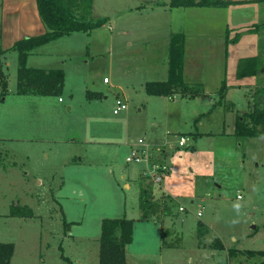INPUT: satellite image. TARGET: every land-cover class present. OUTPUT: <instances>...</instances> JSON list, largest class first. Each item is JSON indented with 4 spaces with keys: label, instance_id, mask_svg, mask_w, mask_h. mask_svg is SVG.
<instances>
[{
    "label": "rangeland",
    "instance_id": "rangeland-1",
    "mask_svg": "<svg viewBox=\"0 0 264 264\" xmlns=\"http://www.w3.org/2000/svg\"><path fill=\"white\" fill-rule=\"evenodd\" d=\"M163 1L93 0L90 17H106L111 24L90 33L61 36L33 50L29 63L62 68L65 85L59 95H35L43 97L45 105L36 101L26 105L30 114L20 128L34 127L31 139L0 142L20 152L0 154V241L14 244L10 264H68L61 254L70 264H98L101 220L123 216L135 223L133 241L126 246L130 264H257L260 259L240 254L228 258L227 250H264V136H234L233 116H225L231 103L220 104L216 92L225 79L228 89L233 88L228 91L232 111L243 112L247 110L243 92L252 102L254 90L264 88V26L257 33L245 30L254 22H264L260 6L264 1L238 3L230 12L177 15L156 6ZM207 29L209 35L200 37L201 30ZM171 31L186 37L187 62H192L200 47L197 73L188 77L205 78V91L215 100L211 104L210 96L167 98L145 91L146 81L166 79ZM237 32L242 33L240 40L222 49L220 40L227 33L231 39ZM0 35L3 40V28ZM8 51L10 66L2 69H8L4 72L9 83L0 98L5 102L0 117L2 122L10 118V131L15 120L7 108L13 95L9 88L16 85L18 56L15 50ZM249 56L260 58L259 74L239 79L238 61ZM219 71L221 81L217 82ZM104 77L109 83L103 82ZM237 84H246V89L239 90ZM87 92L94 96L88 97ZM117 97L127 109L116 115ZM224 128L231 135L221 134ZM188 131L211 133L192 138ZM180 134L189 136L187 145L177 146ZM137 138L159 147L158 155L164 157L167 171L170 168L161 183L141 172L131 179L137 166L126 163L125 157ZM73 157L81 158L80 167L57 190L64 162ZM38 176L45 184L37 183ZM125 182L130 189L123 187ZM149 185L153 200L159 202L150 214L156 224L140 219V189ZM57 193L60 202L53 200ZM164 202L170 210L166 216L160 209ZM25 204L32 207L33 216L10 213ZM64 219L72 222L71 237L64 236ZM200 221L207 226L203 237L197 236ZM161 227L165 232L161 233ZM217 237L225 249H211Z\"/></svg>",
    "mask_w": 264,
    "mask_h": 264
},
{
    "label": "trees",
    "instance_id": "trees-1",
    "mask_svg": "<svg viewBox=\"0 0 264 264\" xmlns=\"http://www.w3.org/2000/svg\"><path fill=\"white\" fill-rule=\"evenodd\" d=\"M264 1V0H259ZM246 2V1H245ZM38 13L46 30L43 33L28 36L17 40L11 49L17 52L18 63L16 71V92L18 94L59 95L64 87L65 72L62 68L30 67L27 58L33 50L47 42L58 39L61 36L74 32L90 33L92 30L103 26L108 20L106 17L92 19L90 17L93 0H36ZM233 3H241L229 0H169L170 7L191 6H227ZM263 23H254L246 29V33H257ZM242 33L229 41L236 42ZM168 48V76L165 80L146 81L144 88L150 95L173 97L179 94L186 97H195L204 94L201 83H187L183 78L184 69V42L185 36L181 32H172L169 35ZM260 58L258 56L242 57L239 59L236 69L238 78L254 76L260 70ZM9 75L0 66V98L8 91ZM263 87V86H259ZM228 87L224 80L218 90L220 99H223ZM255 98L249 102V108L244 113L236 116L233 135L236 137H260L264 136V88L254 90ZM88 97L94 96L87 92ZM215 106V103L212 105ZM141 220L150 218L157 208L156 200H153V188L149 185L140 189ZM159 203V202H158ZM163 215H169V207L166 202L160 206ZM19 210L12 209L11 214L23 213L26 217L33 216L32 209L18 206ZM72 222L65 219L63 225L70 228ZM134 220L123 217H105L101 220V233L99 237L98 264H126V246L133 241ZM206 224L202 221L197 225V236L203 237L207 233ZM211 249H224L222 241L217 237L211 244ZM14 253L12 242L0 241V264H10ZM228 258L238 254L247 258H260L257 264H264V250L236 249L227 250ZM61 257L70 264V260L61 254ZM148 264V263H142Z\"/></svg>",
    "mask_w": 264,
    "mask_h": 264
},
{
    "label": "crops",
    "instance_id": "crops-1",
    "mask_svg": "<svg viewBox=\"0 0 264 264\" xmlns=\"http://www.w3.org/2000/svg\"><path fill=\"white\" fill-rule=\"evenodd\" d=\"M168 2H169V0L163 1L161 3H156V6H159V7L161 6V7L165 8V10L169 9L170 15H174V13H175V15H177L178 12H182V13H186V14H194V13H200V12H203V11H210L211 12V11L228 10L230 8L231 9H235V7H233V5L238 4V3H233V4H229L227 6H219V5H217V6H191V7H182V6H180V7H170L168 5ZM241 3H245V2H241ZM260 6H261V9L264 7L262 5H260ZM181 9H183V11ZM184 9H186V10H184ZM254 9L255 10L256 9L259 10V6L257 8H254ZM232 12H234V11H231V13ZM109 21H107V22L109 24H111ZM254 23H252V24H254ZM183 25H184V23H183ZM2 28H3V31H4V37H3V40H2V35H0V39H1V42H2L1 46L3 47V48H1V46H0V54H1V57L3 59H0V66L1 67L5 66L6 68H8L10 66L9 61L6 60L7 56L9 55V51L8 50H11L13 44L17 40H20V39L28 37V36H33V35H36V34L43 33L46 30L45 27H44V23L42 22V20L40 18V15L38 13L36 0H1V2H0V30ZM228 30L229 31L231 30V28H229V26H227V28H226V31H228ZM172 32L173 31H171L170 33H172ZM209 33L210 32L208 31V29L206 30V32L204 30H201V35H199V36L203 37L205 35H209ZM237 33H239V32H237ZM228 35H229V33H227V36L223 40H220V42H222V44L224 43V45L221 46L222 49H225L226 45L228 46L229 44H235V43H237L240 40V38H239L236 42H231V41H229L230 37H228ZM168 48H169V40H168ZM199 48L200 47L197 48V53H198L197 56H194V59H192L193 63L190 62L189 59H188V62H187L188 47H187L186 37H185L183 78H184V80L187 83L201 80V82H198V83H201L202 84V88H204V90H203L204 94L199 95V96H195V97H190V98H201V97H205V96L206 97L210 96L205 91L206 82H205V78L203 76H200L199 77L200 79H198V80H195L193 78H189L190 76H195V73H197L196 69H198V64L196 63L197 62L196 58L199 55V52H198ZM168 53H169V51H167V59H168ZM31 54L27 58V65L30 66V67H34V66H32L31 63H29V59L31 57ZM2 61H5V62H2ZM34 64H36V63H34ZM166 64H167L166 65V78H167V76H168V63H166ZM36 66H38V65H36ZM41 66H44V65H41ZM42 68H51V67L44 66ZM4 70H5V68H4ZM7 70H5V71H7ZM161 72H162V70H161ZM188 75H189V77H188ZM257 75H254V76H257ZM217 77H218L217 78V82H220L221 81V71L218 72ZM245 77H253V76H245ZM245 77H242V78H245ZM242 78H239V79H242ZM190 79H192V80H190ZM223 80H225V79H223ZM8 83H9V79H8ZM216 85H217V83H216ZM237 87H238L239 90L243 91V89H246V84H237ZM11 89H13V95L11 96V98H10V100L8 102L9 106L7 108H8V112L10 113V115H13V118H14L15 122H14V125H13L12 129L9 131L8 128H7V125H8L7 121H9L10 118L7 121L2 122L1 121V117H0V142L1 141H5L6 142V141H9V140L17 141V140H29V139H31L32 138L31 134H32V130H33L34 127L32 128V126H25L23 128H20V126L22 124L26 123V117H27V115L30 114V111L27 110L26 105L27 104H33L35 101L37 103H42L44 105L46 103V100H43V102H41L42 101L41 99L43 97L35 96V95H39V94H18L16 92V85H15L14 88H11V87L9 88V90H11ZM232 89H233L232 87L230 89H227L224 98L220 99V97H219V99H220V102H221L220 104H222V101H223L224 105H225L227 103V100L230 101V103H231V106L229 107V109L225 110V116H228L231 119H232V116H233L232 130L234 132L236 116L240 115V114H242V113H244L245 111L248 110L249 102H248V98L246 96V93L243 92V95L245 96L246 103H247L246 104L247 110H244L243 112H241V111L239 112L238 110L236 112H233L232 108H234V105L232 103V100L229 97V92H228L229 90H232ZM217 95L219 96L218 93H217ZM123 96L126 97L125 94H123ZM59 97H58V100H59ZM164 97H166V96H164ZM212 97H213V95H211L209 97V103L210 104L213 101H215V100L212 99ZM167 98H170V97H167ZM59 101H62V100H59ZM225 101H226V103H225ZM3 103H5V102H1L0 101V111H1L2 107L4 106ZM227 104H229V103H227ZM4 119L6 120V116L4 117ZM196 132L197 131H193V132L192 131H188L187 133H189V136H191L192 138H196V135L199 134V133L200 134H202V133H211V132H206V131L205 132H197V133ZM220 133L223 134V135H231L232 131L230 130L229 132H226L225 128H224ZM21 134H26V135L22 136ZM238 138H241V137H238ZM0 154H1V156L5 155L7 157L8 155L20 154V152L17 150L16 147H12V146L11 147L10 146H8V147L4 146L3 147V145L2 146L0 145ZM26 155L28 156L27 152H26ZM155 158L158 159V160H161V161L164 160V157H162L161 155L160 156L157 155ZM81 161H82L81 158H79L78 161H77V159L75 157H73V160H70V158H69L68 160H66L64 162V165L62 167V169H63L62 171L64 172V175H62V176L58 175V177H59L58 179L60 180V183L58 184L59 187H57V190L62 188V186H65L66 182L70 181L71 175L73 174V172L76 169V167L77 168L80 167L79 162H81ZM13 165H16V161H14ZM168 167H169V165H168ZM141 168H142V166H139V165L137 166V168H135V171L132 174V178L131 179L135 178L140 173V169ZM169 170H170V168L168 169L167 173H169ZM25 174L27 175V172H25ZM56 174H58V173H56ZM56 174H55V176H56ZM123 176H125V175H123ZM37 183L39 185L45 184L44 178H42L41 176H38ZM123 187L126 188V189H130V183L125 182ZM162 189H164V188L162 187ZM164 191H165V189H164ZM72 192H74V191H72ZM167 193L169 195H171L169 192H167ZM171 196H173V195H171ZM238 197H239V195H238ZM59 198H60V195L57 193V194L54 195L53 200L56 201V202H60ZM36 203H37V200L34 201V204H36ZM25 205L29 206L28 204H25ZM30 208H32V207H30ZM61 210L62 211L65 210L63 206L61 207ZM150 219H152V221H150ZM150 219H146L145 221L151 222L153 224L158 223V222H156V220H154L153 217H151ZM162 225H163V222L161 223V226ZM63 228H64V225H63ZM159 230H161V233L165 232L164 231V227H161ZM133 232H134V226H133ZM65 235L71 237V233L69 231V228L64 233V236ZM167 236H168V234L166 233L164 237L167 238ZM163 241H164V239H163ZM129 245L130 244H128V246ZM223 245H224V243H223ZM199 246L201 247L200 243H199V245H197V247H199ZM225 248H226V246L224 245V249ZM128 255L129 254L126 252V264H130V261H131V258H129Z\"/></svg>",
    "mask_w": 264,
    "mask_h": 264
},
{
    "label": "built area",
    "instance_id": "built-area-1",
    "mask_svg": "<svg viewBox=\"0 0 264 264\" xmlns=\"http://www.w3.org/2000/svg\"><path fill=\"white\" fill-rule=\"evenodd\" d=\"M103 82L109 83V79L104 77ZM117 98L116 104L113 107V113L116 115L127 109L126 102L122 98ZM59 100H62V98L59 97ZM188 140V136L183 134L179 135L177 146L187 145ZM159 150V147L154 148L152 144L147 142L144 138H137V140H134L130 145L129 152L125 157V162L134 164V166H142L140 172L143 173L147 179L155 183H161L163 175L167 173V166L163 164L161 160L155 158ZM180 209L183 210V207H180ZM197 215L201 216V212L198 211Z\"/></svg>",
    "mask_w": 264,
    "mask_h": 264
},
{
    "label": "water",
    "instance_id": "water-1",
    "mask_svg": "<svg viewBox=\"0 0 264 264\" xmlns=\"http://www.w3.org/2000/svg\"><path fill=\"white\" fill-rule=\"evenodd\" d=\"M229 1L245 2V1H259V0H229Z\"/></svg>",
    "mask_w": 264,
    "mask_h": 264
}]
</instances>
